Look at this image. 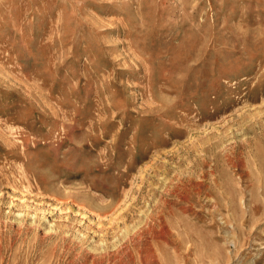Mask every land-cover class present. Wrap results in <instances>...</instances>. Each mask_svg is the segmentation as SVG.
<instances>
[{"label":"rangeland","instance_id":"obj_1","mask_svg":"<svg viewBox=\"0 0 264 264\" xmlns=\"http://www.w3.org/2000/svg\"><path fill=\"white\" fill-rule=\"evenodd\" d=\"M0 264H264V0H0Z\"/></svg>","mask_w":264,"mask_h":264}]
</instances>
